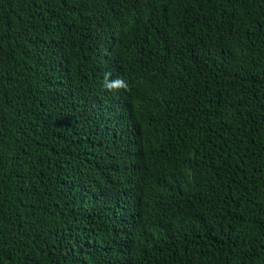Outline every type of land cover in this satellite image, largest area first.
Instances as JSON below:
<instances>
[{"label":"trees","instance_id":"16d2710c","mask_svg":"<svg viewBox=\"0 0 264 264\" xmlns=\"http://www.w3.org/2000/svg\"><path fill=\"white\" fill-rule=\"evenodd\" d=\"M0 264H264V0H0Z\"/></svg>","mask_w":264,"mask_h":264}]
</instances>
